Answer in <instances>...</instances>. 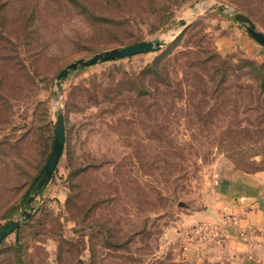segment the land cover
Instances as JSON below:
<instances>
[{
	"label": "rangeland",
	"instance_id": "obj_1",
	"mask_svg": "<svg viewBox=\"0 0 264 264\" xmlns=\"http://www.w3.org/2000/svg\"><path fill=\"white\" fill-rule=\"evenodd\" d=\"M82 1L122 24L96 29L63 0H0V226L21 222L0 264H188L220 244L197 240L222 221L197 212L230 176L264 170V85L245 67L264 49L232 18L264 34V0ZM157 41L70 71L54 95L67 64ZM57 109L62 153L34 194Z\"/></svg>",
	"mask_w": 264,
	"mask_h": 264
},
{
	"label": "crops",
	"instance_id": "obj_2",
	"mask_svg": "<svg viewBox=\"0 0 264 264\" xmlns=\"http://www.w3.org/2000/svg\"><path fill=\"white\" fill-rule=\"evenodd\" d=\"M222 187L197 217L214 223L231 217L234 224L224 227L220 244L210 246L204 254L190 251L188 264L219 263L221 258L226 264H242L249 258L264 264V170L234 174Z\"/></svg>",
	"mask_w": 264,
	"mask_h": 264
},
{
	"label": "water",
	"instance_id": "obj_3",
	"mask_svg": "<svg viewBox=\"0 0 264 264\" xmlns=\"http://www.w3.org/2000/svg\"><path fill=\"white\" fill-rule=\"evenodd\" d=\"M232 18L238 23L242 24L245 28L247 35L254 40L257 44H259L264 49V34L257 31L252 22L243 14L238 12H232ZM164 45V42H138L133 45H129L126 47L110 49L106 51H102L99 53L93 54L91 57L87 59H77L72 63L67 64L62 69H60L54 78V87L55 92H60L61 90V80L66 77V75L70 71H74L80 67L92 66L97 63H104L115 61L119 59H124L132 56H136L139 54H144L148 52L158 51L160 47ZM53 138L50 151L45 160V163L42 168V173L33 189V193H37L42 187H44L56 167L58 159L61 156L63 144H64V125H63V116L61 109H57L54 113V121H53ZM32 201V196L27 199V203L29 204ZM32 208L29 207V211ZM30 213H25V218H28ZM20 221L8 220L4 224L0 226V242L4 240L8 235L18 230L20 227Z\"/></svg>",
	"mask_w": 264,
	"mask_h": 264
},
{
	"label": "trees",
	"instance_id": "obj_4",
	"mask_svg": "<svg viewBox=\"0 0 264 264\" xmlns=\"http://www.w3.org/2000/svg\"><path fill=\"white\" fill-rule=\"evenodd\" d=\"M63 1H66L70 5V7H72L76 11V13L79 14L80 16H82L87 22H92V24L94 23L96 29H99L98 27H100V25H102V24H108V25L110 24L112 26H119L122 24V22H119V21H107L105 19L102 20V18H99L100 16H98L100 14L93 12L92 10H90V8L88 6H86L88 4L87 2H86L87 3L86 4L83 1L81 3H78V2H76V0H63ZM110 1H111V3L116 2V0H110ZM1 10H2V7H0V23H3L4 19H3V16L1 14ZM24 11H27V12H24V14H25L24 18H26L28 15L27 19L29 21L34 20L35 5L26 7ZM120 20H121V18H120ZM123 23H125V22H123ZM126 24H127V22H126ZM245 63H246L245 67H247L249 69V71L254 75L257 83H259V86L262 88L264 85V64L263 65H253V64L247 63V62H245ZM39 173L41 174L42 170L39 171ZM27 198H28L27 196H24V198L22 199V204H24L26 202ZM24 220H26V219H24ZM19 228L16 231H19ZM17 239L18 238L15 237L14 241H16Z\"/></svg>",
	"mask_w": 264,
	"mask_h": 264
},
{
	"label": "built area",
	"instance_id": "obj_5",
	"mask_svg": "<svg viewBox=\"0 0 264 264\" xmlns=\"http://www.w3.org/2000/svg\"><path fill=\"white\" fill-rule=\"evenodd\" d=\"M234 224V219L231 217L223 218L219 226H210L207 224H200L194 230L195 236L199 242H206L208 240H218L220 232L224 227Z\"/></svg>",
	"mask_w": 264,
	"mask_h": 264
}]
</instances>
